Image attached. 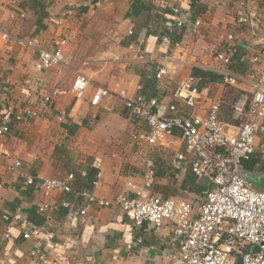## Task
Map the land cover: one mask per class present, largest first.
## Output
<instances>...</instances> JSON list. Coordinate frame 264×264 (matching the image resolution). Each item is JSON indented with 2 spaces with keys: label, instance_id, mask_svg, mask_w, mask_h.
<instances>
[{
  "label": "crops",
  "instance_id": "0c3cea01",
  "mask_svg": "<svg viewBox=\"0 0 264 264\" xmlns=\"http://www.w3.org/2000/svg\"><path fill=\"white\" fill-rule=\"evenodd\" d=\"M30 1L0 0V30L44 45L54 36L74 35L65 47L66 62L82 40L83 26L93 9L99 7L111 15L116 25L110 33L117 41L87 57L84 63L96 60L99 87L112 89L117 85L129 95L169 101L177 83L194 75V69L221 77L215 70L224 66L223 56L229 57L228 70L245 75L259 67L251 58L264 47V16L255 0H191L184 7L191 14L190 21L179 26L166 16L168 10L158 14L153 5L141 0H70L66 6L40 0L39 7L37 0H32L35 4ZM240 1L252 17L241 12ZM196 20L197 28L193 26ZM255 21L257 27L250 24ZM229 34L232 39H228ZM175 37L179 40L172 41ZM212 37H216V45L220 40L227 44L229 54L216 49L213 54L214 46L206 44ZM117 57L120 59L115 60ZM35 61L32 49L0 36V125L9 120V131L0 136V264H171L177 247L168 225L136 226L118 205L100 206L75 193L89 190L98 199H112L118 194L132 196L131 186L135 185L145 193L186 199L197 206L206 183L191 172L179 132L174 130L173 136L160 145L138 143L133 135L141 126L115 95L91 105L90 92L87 100L84 94L81 99L73 97L71 103L69 91L62 81L59 83L57 74L63 64L40 71ZM162 65L169 71L157 79L156 71ZM80 70L90 71L88 65ZM196 77L204 94L194 113L204 114L212 101L221 102L226 90L221 87L211 96V85H222V77L219 82ZM228 86L239 91L248 88L241 81ZM46 93L53 96L47 106H42L41 96ZM25 108L38 113L16 120V113ZM61 112L65 113L63 121L58 119ZM131 143L136 153L144 151L148 155L144 168L141 166L134 175L122 167ZM257 149L264 160V145ZM16 160L21 162L20 167L14 166ZM68 174L73 175L70 184L74 192L44 195L36 184L38 177L65 178ZM27 177H34L35 183L27 184ZM42 203L49 205L44 214L37 212ZM70 205L74 209L86 207L84 222L70 225ZM17 208L27 225L3 219L4 213H14ZM8 226L10 236L5 237ZM31 227L39 228V233L24 238L22 234Z\"/></svg>",
  "mask_w": 264,
  "mask_h": 264
},
{
  "label": "built area",
  "instance_id": "2783aa9c",
  "mask_svg": "<svg viewBox=\"0 0 264 264\" xmlns=\"http://www.w3.org/2000/svg\"><path fill=\"white\" fill-rule=\"evenodd\" d=\"M69 1L46 0L48 4L61 3L64 6ZM141 2L153 5L158 14L169 9L178 26L190 21L191 14L184 7L191 0ZM239 6L241 12H248L252 17L243 1ZM257 23L250 24L257 27ZM193 26L197 28L199 21L196 20ZM0 36L4 41L32 49L36 53L35 66L40 71L64 64L65 47L74 38V35L54 36L44 45L33 38L11 35L2 30ZM228 39H232L231 34ZM163 41H167V37ZM221 59L224 66L215 71L221 75L224 84L234 86L241 81L248 85L247 93H242L231 106L234 123L219 118L218 101H212L206 113H194L204 94L199 85L200 78L194 75H188L177 83L169 101L142 94L129 95L125 88L117 85L112 89L95 88L89 100L91 105H97L102 97L115 95L133 121L141 126L133 135L138 143L160 145L177 130L188 154L191 172L205 181L203 197L197 206L186 199L148 194L131 184L134 190L132 196L126 193L112 199H98L89 190L75 193L100 206L118 205L136 226L168 225L177 247L171 264H264V190L256 188L242 168L243 160L248 159L258 145H264V47L251 58L259 67L245 75H238L226 68L229 57L223 56ZM168 71V66L162 65L155 76L162 79ZM88 86L89 79L83 74H76L70 86L73 97L83 98ZM52 96V93L43 94L42 106H47ZM37 113L35 109L25 108L16 113L15 119ZM58 119L65 120V113H59ZM8 131L9 120L6 119L0 125V136ZM20 165L19 160L14 162L16 167ZM72 179V174L65 178L38 177L36 184L44 195L53 191L67 193L74 192L70 184ZM26 183L34 184V177H27ZM48 208L47 203L39 204L37 212L44 214ZM20 211L17 208L14 213H4L2 217L5 221L27 225ZM86 213L85 206L74 209L70 205L67 220L75 226L78 221H85ZM39 231V228L31 227L22 236L27 239ZM9 234L8 226L5 237H9ZM253 247L256 249L253 250Z\"/></svg>",
  "mask_w": 264,
  "mask_h": 264
},
{
  "label": "rangeland",
  "instance_id": "374dc122",
  "mask_svg": "<svg viewBox=\"0 0 264 264\" xmlns=\"http://www.w3.org/2000/svg\"><path fill=\"white\" fill-rule=\"evenodd\" d=\"M94 1H97V0H94ZM30 3L35 4V1L32 2V0H31ZM37 3H38L37 5L39 7L41 5L40 0H37ZM255 3H256V7H257L258 12H260V14H262L264 16V0H255ZM12 10H14V12L16 14L18 13V10L16 8H12ZM26 12H27V14L32 15L31 11H26ZM248 15H249V13H248ZM247 21L249 22V19H247ZM115 23H116L115 19L111 15L104 12L103 9H101L99 7L94 8L93 11L91 12L87 22L83 26L82 35L84 38L83 44L85 45V48L83 51L84 54L77 60L75 59L74 55H72L70 60H68L65 64H63V65H61V67H59V69H61V71L57 73L59 75V83H60V81H62V85H66L64 87V89H66L67 92L69 91V94L68 93L67 94H68V97H69L71 103L75 99L73 98V95L70 92V86H69L70 82L69 81L72 82V80L76 74H78V73L83 74L89 79V86L86 89V93H85L86 98H84V100L85 99L87 100V97H88L87 95H89L90 92H93V90L95 88L100 86V84H98L99 80L96 78L97 72L94 70V66H96L95 65L96 60L91 61L92 63L91 62L84 63V62L87 60L86 59L87 57L97 55L98 52H101L105 46H109V45L113 46L114 45L113 42L114 41L116 42L117 40L112 39L110 32L115 28V25H116ZM228 29H229V27H228ZM86 31H88V32H86ZM215 38L212 37V38L208 39V41L206 42V44L214 46L212 53L214 54L215 49H216L218 52H224V54H229V49H227V44L225 45V44L221 43V40H220L216 45ZM206 46L208 47V45H206ZM200 48L206 52L209 49V47L207 49V48H204L203 46ZM114 59L119 60L120 58L117 57ZM86 65L89 66L90 71H81L80 69ZM117 67L119 68L120 66H117ZM118 73L119 72H116L115 74H118ZM59 83L56 86H59ZM115 83H117V82H114L113 85L110 87H113ZM102 86L103 85H101V87ZM107 86L109 87V85H107ZM221 87H223L222 88L223 91L226 90V94H227L230 88L228 87V85H225V84L223 85V83H222V85L220 83L211 85L209 94L211 96L217 95L219 93V90ZM245 89L246 90H242V93H247L248 88H245ZM236 94L237 93L231 91L230 94H228V96H227L229 99L228 103L224 104L227 109L225 108V110L223 111V118H225V119L227 118L226 114L228 113V110L230 107L229 101L231 102L234 99V97L236 96ZM147 157H148V155L145 154L144 151L141 153H136L135 146L131 143V145L129 146V150L126 151L124 154V159L122 160V167L125 170L129 171L130 174H131V172H133L132 175H134V173H138L139 171H141V169H142L141 166L143 163H145V158H147ZM142 167L144 168V165Z\"/></svg>",
  "mask_w": 264,
  "mask_h": 264
},
{
  "label": "trees",
  "instance_id": "16d2710c",
  "mask_svg": "<svg viewBox=\"0 0 264 264\" xmlns=\"http://www.w3.org/2000/svg\"><path fill=\"white\" fill-rule=\"evenodd\" d=\"M42 5V3H41ZM38 6V5H37ZM195 7V6H194ZM41 9H45L44 6H41ZM168 10V11H166ZM166 11V16L169 17L170 20H174V18L170 15V11L169 9H165ZM169 13V14H167ZM88 32V31H86ZM172 34H170V37ZM179 40L178 37H175L172 39V41H177ZM84 42V38H82V40L80 41L75 53H74V57L75 59H79L83 54H84V48L85 45L83 44ZM192 74L196 75V76H201L202 80H205V78H208V80L210 81H214V82H219V80H221V77L218 76L217 74L210 72V71H204V70H200V69H194L192 71ZM230 89L228 91V93L226 94L225 92V96L222 98L221 102H219V118L225 122L228 123H234L235 120H233L232 118V111H231V106L232 104L239 98V96L242 94V91H239L231 86H228ZM235 92L237 93L236 96L234 97V99L230 102L229 101V110L228 113L226 114V119L223 118V111L225 110V105L226 103H228V94H230V92ZM227 109V108H226ZM242 168L244 170L245 173H247L248 175H253V174H263L264 173V160L262 159V154L258 151V149H256V151L246 160H243L242 162Z\"/></svg>",
  "mask_w": 264,
  "mask_h": 264
},
{
  "label": "water",
  "instance_id": "95a60500",
  "mask_svg": "<svg viewBox=\"0 0 264 264\" xmlns=\"http://www.w3.org/2000/svg\"><path fill=\"white\" fill-rule=\"evenodd\" d=\"M248 178L256 188L264 190V174L248 175ZM252 249L255 250L256 247H253Z\"/></svg>",
  "mask_w": 264,
  "mask_h": 264
}]
</instances>
